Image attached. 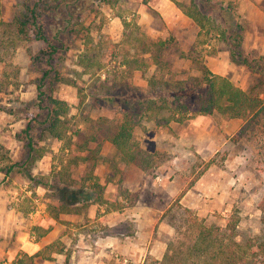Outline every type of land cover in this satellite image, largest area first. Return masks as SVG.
<instances>
[{"label": "rangeland", "instance_id": "rangeland-1", "mask_svg": "<svg viewBox=\"0 0 264 264\" xmlns=\"http://www.w3.org/2000/svg\"><path fill=\"white\" fill-rule=\"evenodd\" d=\"M18 1L0 0L1 21L9 22L15 16ZM142 1L144 0H110V2L87 0L84 3L78 2L81 8L79 20L84 29L74 34L61 33L57 45L68 44V49L59 50L62 60L58 61L54 57L52 61L53 66L58 68L65 78L63 82H54V85L57 95L69 104L72 126L77 127L81 132L83 131V136L97 137L100 144L99 155L105 160L108 159L109 164H111L112 158L118 160L111 143L106 140V136L112 131L114 120L119 115V97L128 98L131 108L139 106L142 100L137 99L146 94L142 90L147 85L146 77L142 75L139 69H135L129 62H125V65H120L119 62L121 59L130 61L139 55L141 50L146 48L150 42H156L160 39L167 41L166 46L162 49L161 58L172 64L174 70L185 71L189 76L196 77L200 74L202 67H205L213 73H223L221 75L228 77L242 89L247 90L251 86L264 89L262 64L260 63L257 67L253 65L254 62H251L252 67H249L233 61L227 43L219 36L220 28L224 27L220 23L224 19H227L228 23L231 20H236V17L233 19L226 18L224 13L227 4L236 1L240 15L238 20L243 25L244 39L241 46L243 55L251 59L255 53L264 54L263 49L253 48L256 44L261 47L264 46V25L258 19L257 13H254L255 19L252 20V11L249 12L251 6L247 4V0H243L242 3V0H209L208 2L204 0H178L183 7H196L201 13L200 17L205 25L204 30L198 28L186 16L192 21L193 30H197L194 39H192L193 30L190 27L175 31L174 35L161 37L155 35L154 32H147L137 23V7ZM255 4L260 5L264 12V0H255ZM149 11L155 13L151 8ZM75 15L74 13L73 16ZM63 18V13L56 17L52 15L47 17L45 27L49 37L52 36L56 28L63 25ZM122 18L131 21V28L124 30L121 23ZM158 24L162 26L159 21ZM228 26L231 25L228 24ZM2 27L6 26L2 25ZM130 31L132 34L128 36ZM83 35L101 42L103 53L108 52L110 47L120 50L118 60H114L105 71L100 73H94L92 70L84 72L81 67L76 65V59L84 47ZM9 37L10 33L5 32L3 34V39H6L5 43L9 46L1 51V54L4 61L9 62L11 60L13 66L3 68V61L0 62V83L5 85L11 82L14 79L13 76L16 75L19 86L18 88L10 86L6 90H0V105L18 106L22 103L21 105L24 106H33L37 99L33 81L36 77L41 76L42 71L46 70L48 66L43 63L37 66L31 65L30 53H35L43 45V42L19 43L10 40L12 43L10 45ZM177 57L186 58H179L177 61ZM149 72H146L145 75ZM182 77H185L184 74ZM189 84L188 82V85L185 86H189ZM187 90L191 92L190 88ZM261 97L264 98V91L261 93ZM17 98L21 103L15 102ZM205 117L204 121L203 119L200 120V125L206 128L207 132L201 133L202 135H197L199 133L191 125L192 122L190 121H194L195 118L182 123H185L186 133L192 129L190 132L191 139L190 134L188 136L185 134V140L179 136L176 128L168 130L156 127L152 121L146 119H142L135 128V138L140 145L150 152H158L159 160L152 173L144 174L140 188L134 192L141 203L150 206L155 211L158 210L156 211L158 215L163 211L158 222L165 218L173 228L170 235L164 237L166 246L171 239L176 242L181 239L180 236L184 237L183 232L188 215L175 204L174 200L184 187L193 180V176L199 170H203L201 175L183 194V196L187 194L186 199L189 200L187 202L185 199V202L191 204L195 200L196 202L193 203L197 204L196 207L190 208L181 204L180 201L179 203L183 207L191 209L206 224H224L236 212L240 216L237 228L239 238L242 236L264 237V222L261 221L260 211L256 207L257 199L264 192V173L260 166V163L264 161V131H258L254 128L241 138L236 139L234 135L237 129L226 134L222 131V126L225 124L224 121L232 119L233 121H240V119L226 118L217 113L205 115ZM23 126V121H16L11 115L0 111V140L8 145L14 160L20 159L23 148L21 143L13 138V135L16 130ZM218 130L220 134H217ZM38 131L40 129L35 132L36 139L39 136ZM216 136H221L218 142H216ZM195 137H198L199 144V141L203 144L213 139L215 148L208 149V154H201L194 140H192ZM44 138L42 143L52 147L53 153L36 161L31 176H29L30 179L27 173L21 174L19 172H13L4 179L5 185L14 187L12 197L16 198H14V202H11L10 207L15 206L13 203H17L20 194L25 191L23 190L25 186H22L21 183L26 182L27 187L34 188L30 192L32 198L40 196L36 187L38 182L48 185L54 183L53 186L61 187L60 183L56 185L60 179L58 169H60L59 161L62 158V155L56 152L58 143L45 137V135ZM73 139L78 141L81 138L75 136ZM54 153L57 156H52ZM105 160H101L102 162L100 161L95 170L105 168L107 165ZM206 164L208 166L205 168ZM116 167L121 175L120 171L125 169L126 164L120 162ZM84 174L85 168L80 167L77 176H72L69 173L62 176V181L67 184L73 182L79 184L83 181ZM70 177L75 181H72ZM201 178L202 180H200ZM212 182L216 186L206 188V184ZM165 184L170 185L166 186ZM47 192L58 198L64 194L63 191L55 190L52 187H48ZM30 197L28 198L29 201L20 205L22 208L32 205ZM214 197L217 198V201H212ZM34 206L33 204V208ZM157 225L158 223H156L155 229ZM150 258V264H159L160 260Z\"/></svg>", "mask_w": 264, "mask_h": 264}, {"label": "trees", "instance_id": "trees-1", "mask_svg": "<svg viewBox=\"0 0 264 264\" xmlns=\"http://www.w3.org/2000/svg\"><path fill=\"white\" fill-rule=\"evenodd\" d=\"M80 1L84 3L87 0H19L15 16L9 22L0 20V62L3 61V68L13 66L11 60L4 61L1 54V51L9 46L5 43L6 39H3L5 32L10 33L9 41L15 40L19 43L42 41L43 45L35 53H30V63L34 66L41 63L48 66L46 70L42 71L41 76L36 77L33 81L37 92V99L33 106L21 105L18 98L15 101L21 103L18 106L0 105V111L11 115L16 121L24 122V126L16 130L13 135V138L19 141L23 148L20 159L14 160L8 145L0 140V172L5 177L13 172L27 173L30 179L29 176H31L36 161L53 153L52 147L42 143L45 140V135L58 143L57 153L62 155L59 161L60 169H58L60 182H63L62 176L69 173L77 176L80 167L85 168L83 181L78 185L65 182L61 187L49 185L64 193L60 198L61 211L68 210V207L71 210H78L86 207L89 203L104 205V212L121 210L129 203L136 201L137 194L124 187L119 179L115 197L108 199L103 196L105 185L100 183L99 176L94 174L98 162L104 160L99 155L100 144L97 137L83 136V131L72 126L69 104L57 95L54 85V82L65 80L61 71L52 63L54 57L58 61L62 60L59 50L68 49V44L57 45L60 34H74L84 29L79 20L81 8L78 2ZM103 1L110 2V0ZM171 1L201 30H204L205 25L200 17L201 13L196 7L185 8L178 1ZM204 1L208 2L209 0ZM61 13L64 14L63 25L56 28L52 36L49 37L45 20L51 15L56 17ZM74 13L75 16H73ZM224 13L226 18L236 17L235 21L231 20L229 23L227 19H224L220 23L224 27L219 30V36L229 47L232 60L249 67H252L251 62H254L253 65L257 67L261 63L264 69V54L255 53L251 59H248L242 53L244 34L243 25L238 20L240 15L237 2H229L224 8ZM121 23L124 30L132 26H130L131 21L125 18L121 19ZM228 24L231 26L227 27ZM2 25L8 26V28L2 27ZM131 34L132 31L127 35L131 36ZM83 40L84 47L76 59V65L81 67L84 72L92 70L94 73H100L105 71L114 60H118L120 50L110 47L108 52L103 53L101 42L87 35H83ZM11 41L10 45H12ZM166 44L167 41L161 39L150 42L139 55L130 61L121 59L119 62L120 65L129 62L135 69H139L146 77L147 85L142 90L146 94L137 99L142 100L139 106L131 108L128 98L119 97L120 112L114 120L112 131L106 136V140L111 143L118 159L117 161L114 158L111 159L110 166L114 169L120 162L134 165L144 174L152 173L157 167L159 153L146 150L135 138V128L142 119L152 121L156 127L171 130L172 122L183 123L199 115L217 113L226 118H237L242 121V125L235 132L234 138L236 139L241 138L254 128L264 131V98L261 97L264 89L261 90L257 86H251L247 90L242 89L228 77L213 73L205 67H202L200 74L196 77L189 76L185 71L174 70L172 64L161 58L162 49ZM152 67L153 69H151ZM148 71H150L149 74L145 75ZM183 74L185 77H182ZM13 78V81L5 85L0 83V90H6L10 86L18 88L19 82L16 75ZM188 82L189 86H185L188 85ZM188 88L191 89V92L187 90ZM189 102L191 103L189 104ZM38 129L40 131H38L39 136L36 139L35 132ZM75 136H80L81 139L78 141L73 139ZM86 151L88 153H85ZM52 156H57V154L54 153ZM207 166L208 164L205 168ZM260 166L264 173V161L260 163ZM202 171L199 170L193 176V180L174 200L175 204L188 215L183 232L184 237L180 236L181 239L176 242L172 239L168 241L166 250L158 263L264 264V237L242 236L239 238L237 229L240 220L239 214L234 212L224 224H206L191 209L183 207L179 203L183 194L199 178ZM71 180L75 181L72 178ZM123 200L125 203L122 202ZM256 207L260 211L261 221L264 222V192L257 199ZM52 246L48 245L46 249ZM23 255L26 257V254ZM68 263L69 256L67 255L66 264ZM18 264H23V260L18 259Z\"/></svg>", "mask_w": 264, "mask_h": 264}, {"label": "crops", "instance_id": "crops-1", "mask_svg": "<svg viewBox=\"0 0 264 264\" xmlns=\"http://www.w3.org/2000/svg\"><path fill=\"white\" fill-rule=\"evenodd\" d=\"M246 2L251 6L249 12L252 11V20L255 19L254 13H257L258 19L264 25V12L260 5H256L255 0ZM149 8L155 13H150ZM137 14L138 25L160 37L174 35L175 31L188 27L191 30L194 28L191 18L187 19L182 10L171 0L142 1L138 4ZM158 21L162 26L158 24ZM196 34L197 30H193L192 39L196 37ZM253 48L264 50V46L261 47L259 44L254 45ZM179 58L186 57H177V61ZM202 119L203 121L206 119L205 115L197 116L194 121H190L194 130L199 133H196L197 135L207 132L206 128L200 125ZM224 123L222 131L226 134L238 130L242 125L241 120L233 121V119ZM170 127L176 128L179 136L184 140L188 134L191 139L192 129L190 131L187 129L186 133L185 123L172 122ZM217 134H220L219 130ZM220 138L221 136H216V142ZM192 140L201 154H208V149L215 148L213 139L203 144L201 141H199L200 144L198 143V137ZM45 157L47 156L42 158ZM105 161L107 163L105 168L94 169V174L99 176V182L105 185L103 192L105 198L115 197L119 179H122V185L129 191L134 192L140 188L144 178L143 171L134 165H126L125 169H120V175L117 169L110 168L107 159ZM6 177L0 172V264H18V259H22L23 264H66L67 255L69 256L68 264H150V257L160 260L165 252L164 237L170 235L173 228L165 218L158 222L163 211L158 215L156 212L158 210L155 211L138 199L121 210L104 212V205L89 203L78 210H71L68 207V210L61 211L60 198L47 192L49 185L54 183L48 185L38 182L36 187L40 196L32 198L30 192L34 188L27 187L25 182L21 183L25 186L23 189L25 191L20 194L18 202L13 203L15 206L10 207L16 197H12L14 187L5 185ZM63 182L58 180L56 185L58 183L62 185ZM21 184L20 187H22ZM211 186L216 184L213 182L206 184V188ZM186 196L187 194L182 197L180 203L190 208L196 207L197 204L193 203L196 201L187 203L189 200ZM29 197L32 205L22 208L20 205L29 201ZM22 199L24 201H20ZM212 201H217V198L214 197ZM156 223L158 225L155 229ZM48 245L53 246L46 249ZM37 253L40 254L34 256ZM23 254H26V257Z\"/></svg>", "mask_w": 264, "mask_h": 264}]
</instances>
